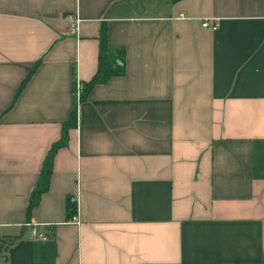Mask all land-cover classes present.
Returning a JSON list of instances; mask_svg holds the SVG:
<instances>
[{
	"label": "crops",
	"instance_id": "obj_1",
	"mask_svg": "<svg viewBox=\"0 0 264 264\" xmlns=\"http://www.w3.org/2000/svg\"><path fill=\"white\" fill-rule=\"evenodd\" d=\"M0 264H264V0H0Z\"/></svg>",
	"mask_w": 264,
	"mask_h": 264
},
{
	"label": "trees",
	"instance_id": "obj_2",
	"mask_svg": "<svg viewBox=\"0 0 264 264\" xmlns=\"http://www.w3.org/2000/svg\"><path fill=\"white\" fill-rule=\"evenodd\" d=\"M124 68V60L123 57L120 56V54H115L107 47L106 44V30L105 27L101 28L100 31V48H99V55H98V68L94 76L91 80H89L85 84V91L89 87H91L95 82L102 81L108 78L110 75L120 73ZM86 93L83 91L82 96H84ZM74 123V115L71 117L70 122L66 123L64 125V129L62 132V137L59 141L54 143L49 151V155L45 161V166L43 169V182L42 185L35 191V194L31 200V203L28 208V213L30 214L32 206L37 203L40 198L42 192L48 187L49 185V174L51 169V160L54 155L55 150L58 148V146L64 144L66 142V130L67 127L72 125Z\"/></svg>",
	"mask_w": 264,
	"mask_h": 264
},
{
	"label": "built area",
	"instance_id": "obj_3",
	"mask_svg": "<svg viewBox=\"0 0 264 264\" xmlns=\"http://www.w3.org/2000/svg\"><path fill=\"white\" fill-rule=\"evenodd\" d=\"M66 20L70 23L72 29H76L78 22H79V17L76 13H67L65 15ZM201 24L203 26H211L212 28L217 27V22L210 23L208 19H202ZM83 85L82 83L77 80L75 84V95H76V104L78 105L81 97V92H82ZM72 221H78L77 215H72L71 219ZM34 234L38 237H41L42 239H48L49 234L46 232L39 231L36 227L34 228Z\"/></svg>",
	"mask_w": 264,
	"mask_h": 264
}]
</instances>
